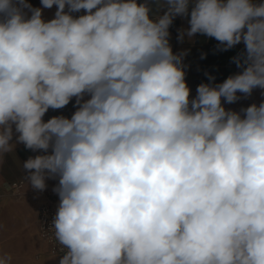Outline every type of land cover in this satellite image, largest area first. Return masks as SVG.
<instances>
[{
	"label": "clouds",
	"instance_id": "obj_1",
	"mask_svg": "<svg viewBox=\"0 0 264 264\" xmlns=\"http://www.w3.org/2000/svg\"><path fill=\"white\" fill-rule=\"evenodd\" d=\"M40 3L0 0V162L23 144L31 187L58 180L59 264H264V100L225 107L264 95V3ZM177 17L180 42L242 43L240 71L192 97Z\"/></svg>",
	"mask_w": 264,
	"mask_h": 264
},
{
	"label": "crops",
	"instance_id": "obj_2",
	"mask_svg": "<svg viewBox=\"0 0 264 264\" xmlns=\"http://www.w3.org/2000/svg\"><path fill=\"white\" fill-rule=\"evenodd\" d=\"M28 2L33 7H41L40 0H28ZM254 2L264 3V0H254ZM55 11V6L52 9H44L45 20L52 19ZM176 20L177 23L170 28V44L174 53L188 50L184 64L186 65V81L191 89L192 97H195L199 84L209 82V76L215 77V83H221L228 76L240 71L232 62V58L243 51L242 43L223 51L218 47L215 39L201 34H196L191 40L185 37L183 42H180L177 39L178 30L187 28L188 23L187 18L177 17ZM261 92L262 90L255 89L247 98L238 93L241 99L233 104H225V107L239 111L252 103L259 104L264 100ZM74 104L75 98L63 109H50L45 114L44 120L47 121L58 115L70 117L75 111ZM13 142H15V136ZM37 154L39 153L25 149L23 144H17L15 151L6 154L0 162V231H7V228H11L12 235H18L22 245L29 243L30 248H33L34 253L21 264H59V260L50 254L47 243L41 237L38 223L39 208L48 200V194L56 186L58 180H47V189L38 192L24 179L26 171L22 167L23 162ZM15 182H23V184L11 189L12 183Z\"/></svg>",
	"mask_w": 264,
	"mask_h": 264
},
{
	"label": "built area",
	"instance_id": "obj_3",
	"mask_svg": "<svg viewBox=\"0 0 264 264\" xmlns=\"http://www.w3.org/2000/svg\"><path fill=\"white\" fill-rule=\"evenodd\" d=\"M21 184H23V182L12 183L10 188L15 189ZM58 203H59L58 196L53 192V190L50 191V193L48 194V200L45 203H43L39 208L38 223H39V233L47 243L50 254L59 260L62 253L59 252V245L53 238V233L49 230Z\"/></svg>",
	"mask_w": 264,
	"mask_h": 264
},
{
	"label": "rangeland",
	"instance_id": "obj_4",
	"mask_svg": "<svg viewBox=\"0 0 264 264\" xmlns=\"http://www.w3.org/2000/svg\"><path fill=\"white\" fill-rule=\"evenodd\" d=\"M7 231H0V250L11 253L13 255V264H21L26 261L34 253L29 243L22 245L18 235H12L11 228Z\"/></svg>",
	"mask_w": 264,
	"mask_h": 264
},
{
	"label": "water",
	"instance_id": "obj_5",
	"mask_svg": "<svg viewBox=\"0 0 264 264\" xmlns=\"http://www.w3.org/2000/svg\"><path fill=\"white\" fill-rule=\"evenodd\" d=\"M177 23V20L175 19L174 22H173V25H175Z\"/></svg>",
	"mask_w": 264,
	"mask_h": 264
}]
</instances>
